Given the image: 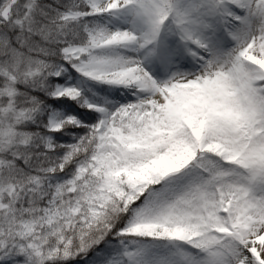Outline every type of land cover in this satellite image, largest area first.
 <instances>
[{
  "label": "rangeland",
  "instance_id": "obj_1",
  "mask_svg": "<svg viewBox=\"0 0 264 264\" xmlns=\"http://www.w3.org/2000/svg\"><path fill=\"white\" fill-rule=\"evenodd\" d=\"M12 1L5 3L7 6L1 14L8 13ZM46 1L53 3L54 0ZM129 1L122 7L127 14L134 13L136 7L157 5V0ZM159 1L162 11L158 16L168 22L172 17L192 16L211 21L213 34L209 35V48L206 45L201 49L200 57L192 54L188 45L179 54L172 50L165 55V70L181 64L188 76L169 77L162 68L154 69V44L129 43L127 47L155 79L156 87L159 84L161 96L154 99L153 91L148 89L135 84H116L115 68L107 70L106 65L100 64L106 50L100 44H92L64 50L65 54L74 55L83 49L95 48L97 54L74 63L75 73L58 88L62 94L83 92L90 98L86 87L93 81L92 70L100 69L104 73L95 79L104 83L97 110V155L107 172L114 176L124 172L130 178L146 175L152 180L155 187H149L142 204L133 209V219L148 231L149 239L139 241L128 236L134 228L130 222L115 241L108 242L100 251L59 264H264L258 259L264 250V0ZM90 2L97 13L104 15V23L115 16L114 10L107 7V0ZM223 19L230 22L227 27L223 26ZM28 21L29 18L14 19L11 24L0 26V58L4 60L0 63V73L4 69L2 64L10 65L12 46L23 47L25 51L24 45L31 42L29 48H38L31 37L40 39L41 34L37 28L31 29ZM19 23L23 27L19 26L12 35ZM222 26L226 38L221 34ZM215 58L220 61L213 64ZM206 60L209 78L203 70ZM61 67V64L53 66L55 74H60ZM1 87L5 84L0 80L3 90ZM7 94L0 92V100L1 97L5 100ZM15 116V112L7 109L0 113L1 155L16 153L17 144L25 141V136L14 129ZM65 124L62 110L53 109L48 113L50 130ZM46 139L51 140L50 134ZM245 157L247 167L243 165ZM9 158L8 162H0L4 170L13 167L14 156ZM255 184L262 187L259 209L253 216L246 213L244 206ZM15 187L11 181L0 180V216L9 206L5 198ZM142 191L139 189L138 193ZM58 195L52 191L45 199L44 227L55 221L59 211L69 209V204ZM6 223L7 228L15 229L19 235L18 224ZM173 224L180 227L168 226ZM246 229L255 237L245 236ZM4 237L0 234V262L42 263L41 245L36 237L31 236L25 242L19 237L8 240ZM156 238H164L165 242L158 243ZM246 255L253 261H247Z\"/></svg>",
  "mask_w": 264,
  "mask_h": 264
},
{
  "label": "trees",
  "instance_id": "obj_2",
  "mask_svg": "<svg viewBox=\"0 0 264 264\" xmlns=\"http://www.w3.org/2000/svg\"><path fill=\"white\" fill-rule=\"evenodd\" d=\"M7 1L0 0V14ZM10 6L6 15L1 14L0 26L11 24L14 19L23 21L29 18L31 29L37 28L41 35L40 39L31 37L38 47L36 50L28 47L31 42L24 45L25 51L23 47L12 46V57L8 60L10 62L7 61L10 65L2 64L4 69L0 73V80L5 84L0 92L11 97H5V100L1 97L0 113L4 109L15 112L14 129L25 136V141L17 144L16 153L0 154V162H8L9 157L14 156L13 167L9 170L0 165V180L16 184L5 198L9 206L0 216V234L8 237H4L6 240L19 237L22 242L31 236L36 237L41 245L39 260L44 264H59L66 259L70 261L73 257L80 259L82 255H89L93 247L127 223L130 218L128 193L132 182L123 176L119 179L108 177L96 160L97 116L94 110L83 98H76L78 101L57 92L66 74H55L53 66L65 64L70 68L77 60L62 54L61 48L96 41L101 19L91 13L92 7L87 0H54L53 3L13 0ZM67 10L87 15L61 19ZM19 26L23 27V24H17L12 35ZM3 61L0 58V63ZM51 108H64L78 117L76 122L53 132L52 148L46 147L44 142L48 131L46 115ZM67 155L73 158L60 169L59 165L65 162ZM48 180L53 184L51 188L46 185ZM52 188L69 204V209L59 212L55 221L44 227L42 208ZM12 221L18 224L20 236L15 229L7 228L6 222ZM135 232L144 233L140 226Z\"/></svg>",
  "mask_w": 264,
  "mask_h": 264
},
{
  "label": "bare ground",
  "instance_id": "obj_3",
  "mask_svg": "<svg viewBox=\"0 0 264 264\" xmlns=\"http://www.w3.org/2000/svg\"><path fill=\"white\" fill-rule=\"evenodd\" d=\"M128 2L126 0H107V7L115 10V18L107 21L109 25L104 30L105 36L102 47L106 50V53L100 59V64L106 65L107 70L115 68L113 76L116 84L132 86L133 82L143 89L154 90V99H156L161 96L159 86L156 87L151 75L149 74V76L147 71L140 65L139 57L127 45L133 42L139 46L148 43L154 44L155 51L153 52L152 65L154 69L160 70L162 68V70H165L164 57L167 52L174 50V53H176V47L181 45L183 49L186 45L200 48L203 47V43L208 44L206 35L211 31L210 19L202 16L201 20L197 17L173 20L169 27L163 29L168 21L161 20L158 17V14L161 13L160 2L157 5L136 7L132 15L117 11ZM208 65L209 62L206 61L203 70L209 78ZM61 68L62 70L65 69L64 65ZM165 71L169 77L183 75L188 72L177 65ZM129 80H132V82H126ZM260 259L264 260V250Z\"/></svg>",
  "mask_w": 264,
  "mask_h": 264
}]
</instances>
